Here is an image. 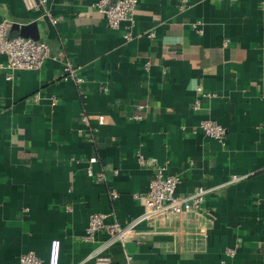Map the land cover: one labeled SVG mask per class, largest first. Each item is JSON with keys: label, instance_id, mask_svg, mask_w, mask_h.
Listing matches in <instances>:
<instances>
[{"label": "crops", "instance_id": "0c3cea01", "mask_svg": "<svg viewBox=\"0 0 264 264\" xmlns=\"http://www.w3.org/2000/svg\"><path fill=\"white\" fill-rule=\"evenodd\" d=\"M49 1L55 24L23 0H0L9 37L44 41L58 57L12 79L0 67V264H20L29 250L48 264L54 238L60 264H95L87 258L96 244L83 239L90 215L111 212L125 225L143 211L134 194L148 190L154 168L138 153L168 161L178 195L214 190L203 235L142 223V242L109 249L117 264L125 250L136 264H221L229 247V264H264V0H189L183 10L179 0H139L130 40L125 25H107L99 0ZM64 57L84 84L64 79ZM84 113L104 123L92 120V133ZM205 118L227 129L223 141L193 131ZM233 175L242 178L227 183Z\"/></svg>", "mask_w": 264, "mask_h": 264}, {"label": "built area", "instance_id": "2783aa9c", "mask_svg": "<svg viewBox=\"0 0 264 264\" xmlns=\"http://www.w3.org/2000/svg\"><path fill=\"white\" fill-rule=\"evenodd\" d=\"M26 8L40 11L42 16L57 23L61 17L54 16L51 11L49 0H23ZM139 0H99L95 6L103 15L107 25L111 28L118 29L121 25H125L124 37L127 40L133 38L132 28L135 25V15ZM189 0H179V8L181 10L188 6ZM8 21H0V53L6 56V61L0 67L9 70L7 79L13 78V73L21 69H40L49 57L58 58L51 55L49 45L41 40L32 37L16 36L9 37L7 35ZM200 24V21L194 23V27ZM199 31H202L199 29ZM151 37L154 32H150ZM63 77L65 80H72L77 85L85 83V78L80 75L79 67H77L70 58L64 57ZM150 63H145L148 69ZM201 95H205L201 87L198 88ZM54 101V100H53ZM55 102V101H54ZM139 109L145 106L140 104ZM201 103L197 100L193 108L198 110ZM97 120L98 124L104 123L103 114L84 113L82 122L85 127L90 129L92 133L96 131V127L91 124L92 120ZM131 120H142V113H134L130 116ZM203 131L204 134L223 141L227 133V129L211 118H205L200 121L198 127L193 131ZM95 156L89 159L90 163L96 162ZM138 161L141 165L152 166L154 168V176L150 181L149 188L145 193H135V198L139 199L143 205V211L140 215L133 218L129 223L122 225L118 220L109 221L111 212H95L89 217V222L83 239L88 242L95 243V247L88 255L87 259H91L95 264H117L114 261L109 249L116 243L123 246L128 241L140 243L143 240L145 231L139 229V225L146 223L154 232L167 231L172 234H190L194 232L192 229L197 228L203 235L204 227L201 224L202 207L207 195L214 190L206 186H198L192 192L185 195H178L176 188L179 183V177L169 171L168 161L164 163L156 162L146 158L143 154L138 153ZM115 174L119 173L118 169L113 170ZM88 174L94 176L91 168ZM96 179L102 181L105 179V173L100 172L95 175ZM242 177L233 175L227 183L240 180ZM113 198H117L119 193L116 190L110 192ZM104 232L107 237L103 240L98 239V233ZM236 253L235 247H229L225 251V258L221 260V264H229L228 257H233ZM61 257V241L58 238L51 240L50 254L48 264H60ZM126 263H134L133 257L125 250ZM20 264H42V259L35 251L29 250L19 257Z\"/></svg>", "mask_w": 264, "mask_h": 264}]
</instances>
